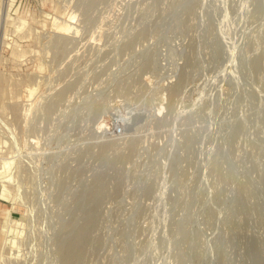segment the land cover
Returning a JSON list of instances; mask_svg holds the SVG:
<instances>
[{
    "label": "rangeland",
    "instance_id": "rangeland-1",
    "mask_svg": "<svg viewBox=\"0 0 264 264\" xmlns=\"http://www.w3.org/2000/svg\"><path fill=\"white\" fill-rule=\"evenodd\" d=\"M0 264H264V0H0Z\"/></svg>",
    "mask_w": 264,
    "mask_h": 264
},
{
    "label": "bare ground",
    "instance_id": "bare-ground-1",
    "mask_svg": "<svg viewBox=\"0 0 264 264\" xmlns=\"http://www.w3.org/2000/svg\"><path fill=\"white\" fill-rule=\"evenodd\" d=\"M73 18V16H70L69 17V19H72ZM58 25V27L62 30V31H65V30H70V29H76V27L74 26V25H71V22H70V20H67V22L65 21L64 23H60V24H57ZM27 93V92H26ZM126 114V113H125ZM123 115V114H122ZM123 117L125 118L126 117V115H123ZM104 127H105V125H104ZM17 250V249H16ZM16 250L14 249V250H12V252H9V253H11V254H16L15 252H16ZM18 251V250H17Z\"/></svg>",
    "mask_w": 264,
    "mask_h": 264
},
{
    "label": "built area",
    "instance_id": "built-area-1",
    "mask_svg": "<svg viewBox=\"0 0 264 264\" xmlns=\"http://www.w3.org/2000/svg\"><path fill=\"white\" fill-rule=\"evenodd\" d=\"M117 131H119V129H117Z\"/></svg>",
    "mask_w": 264,
    "mask_h": 264
}]
</instances>
